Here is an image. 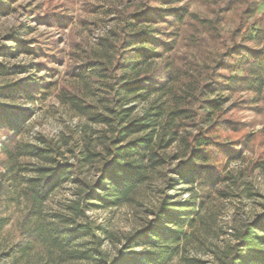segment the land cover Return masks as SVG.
<instances>
[{
    "label": "trees",
    "instance_id": "16d2710c",
    "mask_svg": "<svg viewBox=\"0 0 264 264\" xmlns=\"http://www.w3.org/2000/svg\"><path fill=\"white\" fill-rule=\"evenodd\" d=\"M197 1L208 8L205 18L175 6L176 0H143L141 9L126 5L116 10L121 29L101 38L97 51L70 34L59 83L34 80L0 88V97L19 92L28 100L53 89L84 121L54 138L35 133L24 141L30 113L0 105V166L14 189L27 175L20 195L27 211L17 223V241L0 251L5 264L33 258L34 264H169L199 238L203 226L208 229L215 202L234 196L224 187L241 184L240 175L228 170L231 161L242 159L249 174L264 169V149L243 156L264 141L256 142L251 125L238 114L264 111L258 107L264 100V12L255 17L253 39L245 38V19L263 1ZM232 10L238 23L226 45L221 25ZM0 11L5 12L2 5ZM71 20L56 9L40 19L58 30ZM23 50L40 53L50 77L56 73L53 64L64 60L39 47ZM222 93L235 97L228 108ZM241 93L252 100H241ZM66 153L71 160L61 159ZM67 184L72 195L63 212L46 213L54 193ZM153 187L156 200L145 205L143 229L126 235L111 257L101 246V227L92 225L87 213L144 206L140 200ZM261 208L256 219L235 229L221 264H264V204ZM7 224L0 218V237Z\"/></svg>",
    "mask_w": 264,
    "mask_h": 264
},
{
    "label": "rangeland",
    "instance_id": "374dc122",
    "mask_svg": "<svg viewBox=\"0 0 264 264\" xmlns=\"http://www.w3.org/2000/svg\"><path fill=\"white\" fill-rule=\"evenodd\" d=\"M176 1L175 6H186L189 12L200 18L208 15L206 5L197 0ZM262 1L258 12L245 19L249 23L245 33L247 40L253 39L255 34V17L264 12V0ZM143 4V0H0V5L5 11H0V88L15 87L20 83L34 80L59 83L65 77V65L70 51V34H75L80 42L86 41L84 44L86 49L97 51L100 48L101 38L112 37L113 31L118 32L121 29L116 10L123 9L126 5H134L141 9ZM91 6L97 9L92 10ZM55 9L72 18L64 30L49 27L40 21L48 10ZM238 17V13L232 10L221 25L226 45H229L227 37L237 25ZM37 47L54 55H62L63 63L52 66L56 69L53 77H50L49 71L41 67V63L46 59L40 53L35 56L23 50ZM221 51V49L216 50V52ZM222 96L226 98L225 108L230 107L235 101V97L228 93H222ZM239 97L241 100H252V95L248 93H241ZM0 105L19 107L30 113L27 131L22 134L24 141H31L35 133L54 138L62 132L69 131L73 125L81 127L84 125L82 119L75 117L59 102L53 89L45 97L39 95L35 100H28L19 92L12 96H2ZM258 107H263L264 110V100L258 104ZM259 111L253 112L248 109L238 114L243 122L251 125L249 131L256 134V142L263 143L264 111ZM262 149L264 143L256 144L243 153V156L252 157L257 150ZM67 157L71 160L67 153L61 159ZM245 166L246 163L242 159L231 161L228 170L233 175H240L241 184L238 186L228 184L224 187L234 196L215 202L212 209L216 212V216L213 220L205 219L208 229L203 226L204 231L198 234L199 238L191 240L182 256L175 257L169 264H186L183 257L202 259L208 261V264H221L223 249L235 242V229L248 220L256 219L261 213V205L264 204V169L249 174L244 170ZM241 170H244L242 174ZM26 179L27 175H21L18 186L14 189L10 176L0 166V218H5L8 223L0 237V251L17 241V223L27 211L26 201L20 197ZM154 191L155 187L144 193L143 200H140L144 206L133 204L131 207L98 209L87 213L92 225L101 227L100 233H103L100 237L101 246L111 257L122 248V240L126 235L143 229L142 225L147 219L145 205L156 200ZM71 195L70 184L57 190L49 201L50 205L47 206L46 213L52 210L63 212L62 207ZM33 259L27 260L28 264H34ZM5 263L7 262L0 259V264Z\"/></svg>",
    "mask_w": 264,
    "mask_h": 264
}]
</instances>
